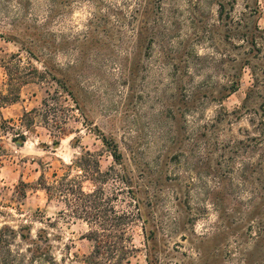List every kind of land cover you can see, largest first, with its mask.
Masks as SVG:
<instances>
[{"label": "rangeland", "instance_id": "rangeland-1", "mask_svg": "<svg viewBox=\"0 0 264 264\" xmlns=\"http://www.w3.org/2000/svg\"><path fill=\"white\" fill-rule=\"evenodd\" d=\"M0 1V91L19 59L31 78L3 116L52 97L67 129L54 137L40 119L23 143L3 136L0 227L28 219L35 234L56 218L53 253L79 264L89 225L36 184L86 150L105 170L118 146L147 220L130 264H148L144 235L161 264H264V52L233 40L219 0H54L52 14L50 0ZM236 1L264 25V0Z\"/></svg>", "mask_w": 264, "mask_h": 264}, {"label": "trees", "instance_id": "trees-1", "mask_svg": "<svg viewBox=\"0 0 264 264\" xmlns=\"http://www.w3.org/2000/svg\"><path fill=\"white\" fill-rule=\"evenodd\" d=\"M54 2L50 0L48 5L51 14ZM236 5L237 1L231 0L228 8L226 2L219 0V19H228L232 38L239 41V45L264 52V25L260 24V16L257 18L252 16V13L261 15V7H255L250 14L247 11L236 14ZM17 57L19 59L20 56ZM7 69L9 79L6 84L9 88L8 93L0 91V109L19 101L20 88L31 79L28 75L22 74L20 59L15 71L10 70L9 65ZM254 81L252 87L250 86L251 91L258 80ZM239 84L237 75L228 78L230 94L239 89ZM48 96L50 97V93ZM247 96L250 97L251 93ZM51 100L52 97L45 98L42 107L24 110L19 120L5 118L0 110V157L5 154L3 136L12 134V141L23 143L27 139L24 129L32 130L37 120L42 119L41 122L50 126L54 131V137L67 131L61 120L51 117L53 113L55 115L62 110ZM261 107L264 109V102ZM54 144L59 142L54 141ZM111 155L114 164L104 170L96 155L86 150L71 163H63L61 172L56 170L52 177L42 173L36 184L37 188L46 192L49 199L64 204V209L60 212L64 218L82 220L89 225V230L83 238L92 243V250L83 255L73 254L79 264H130L138 251L131 232L133 226L142 221V228L146 233L147 220L143 216L140 201L132 185V177L127 171L118 146L111 150ZM85 183H89L91 187L87 189ZM124 193L129 197L127 202L129 208H120L118 205ZM41 222L46 223V226L37 230L35 234L28 219L17 227L9 224L0 227V264H62V260L58 261L53 253L52 233L49 231V228L55 227L58 221L56 218L46 217ZM144 237L148 252L147 263L161 264V252L153 251L149 237L145 235ZM22 243L26 245L25 248L22 247ZM15 246L21 247V250L15 249Z\"/></svg>", "mask_w": 264, "mask_h": 264}]
</instances>
